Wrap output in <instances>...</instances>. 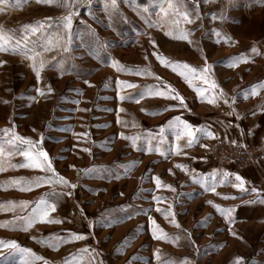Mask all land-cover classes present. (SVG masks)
Here are the masks:
<instances>
[{"label":"rangeland","instance_id":"obj_1","mask_svg":"<svg viewBox=\"0 0 264 264\" xmlns=\"http://www.w3.org/2000/svg\"><path fill=\"white\" fill-rule=\"evenodd\" d=\"M188 8L196 11L191 23L181 20L179 27L189 32V39L181 40L166 35V25L148 26L146 19H159L152 0H116L115 8L110 0H86L72 9L44 0H0V28L14 29L12 34L20 39L23 25L45 21L29 42L43 44L51 38L54 45L47 52L36 48L49 62L39 80L31 60L0 51V202H31L23 209L4 203L0 221L29 214L45 193H63L48 196L56 205L49 215L60 223L37 220L26 231L0 227V240H15L43 257H31L30 264H161L169 258L176 264L185 259L188 264H236L237 257L242 258L239 264H264V202L251 191L259 189L264 198V0H197ZM69 11L76 15L65 52L55 44L58 36L67 37L56 21ZM157 54L198 69L207 62L219 85L214 92L219 95L223 89L224 98L215 104L202 99ZM241 54L249 58L230 66V58ZM114 60L131 71L118 70ZM61 61L62 74L55 66ZM137 67H148L155 75H137ZM192 83L209 87L199 79ZM167 84L184 97L187 107L165 97L140 98L145 86ZM176 116L214 137L200 136L191 147L182 138L180 153L172 152L177 141L168 121ZM16 135L47 151L55 170L70 184H41L28 191L14 186L13 178L51 175L12 166L23 163L22 153L29 149L19 141L8 142ZM134 136L140 137L136 147L125 138ZM150 138L153 149L159 145L167 154L147 151ZM225 172L231 177L221 184ZM236 175L244 179L247 192L232 186ZM155 176L163 181L160 187ZM213 177L215 192L201 182L211 187ZM215 205L232 208L231 220ZM172 214L179 228L171 223ZM157 225L180 239H161L158 230L154 237ZM72 232L86 238L70 239ZM84 248L89 251L81 253ZM24 259L29 258L0 247V264H24Z\"/></svg>","mask_w":264,"mask_h":264},{"label":"snow or ice","instance_id":"obj_2","mask_svg":"<svg viewBox=\"0 0 264 264\" xmlns=\"http://www.w3.org/2000/svg\"><path fill=\"white\" fill-rule=\"evenodd\" d=\"M45 3H56L62 7L72 9L75 5L82 4L86 2V0H44ZM153 3L158 4L159 7V19L156 21L148 20L146 19V23L149 27H161L162 25H166L168 27V31L166 32V35H169L175 39H181V40H188L189 39V32L185 29H182L179 27L181 20L191 23L192 21L189 19L191 12L196 11L195 9L190 10L188 8V3L196 4L197 0H152ZM112 8L116 7V0H110ZM106 10L108 7V4L106 3ZM145 12L148 11L147 8L144 9ZM76 15L74 11H69L68 15L62 16L59 18L56 23L58 25H63L64 31L67 33V37L65 36H58V39L56 40L55 44L60 45L63 47V50L65 52L70 50V44H71V30H72V22L73 17ZM198 15V12H197ZM215 18V17H214ZM49 21H51V18H48ZM45 21H36L34 24L29 25H23L22 27L25 29V34L22 36V38L17 39L15 35L12 33L15 32L14 29L11 30H5L3 28H0V51L3 52H12V53H19L20 55L28 58L32 61L31 67L33 71L35 72L37 80L41 78V71L48 65V61L45 60L41 54V52L36 51V48H42L44 52H47L50 50V47L54 46L53 41L51 38H49L45 43L38 44L36 41L29 42V35L39 32L41 29L44 28ZM51 26V25H49ZM30 30V31H29ZM217 36L220 37L221 34L217 32ZM223 39L227 40L230 39V37H222ZM23 42V46H22ZM191 43V41H189ZM32 43L33 47H29L28 44ZM151 43L155 44V41H151ZM253 52H256L257 49L253 48ZM249 57L244 56L241 54L240 56H235L230 58V66H235L236 63L240 62L242 59L246 60ZM157 59L165 64L167 67H171L173 71H179L180 76L183 77L184 80H186L189 84V86L195 87V91L198 96H200L202 99H206L209 103L215 104L218 99H223V89L220 90V94L217 95L214 90L219 87V85L215 82L214 79L210 76V69L211 65H209L207 62L202 68H196L193 67L187 63H183L180 61H174L170 58L164 57L161 54H157ZM4 61H0V64H3ZM113 66L117 67L118 70L124 71L128 70L131 71V69H127L125 65L120 64L119 61H113ZM57 69L61 72V74L64 71L63 62H59L55 65ZM137 75H148V76H154L155 73H153L150 68L144 67L136 69ZM199 79L204 82V84L209 85L208 88H201L193 85V80ZM119 84L126 85L127 87H136L135 84H132L128 81H118ZM261 86L264 87V82H261ZM51 91L52 89L49 87L48 89ZM37 91H40V89H37ZM252 94H256V88L253 87ZM140 98L143 99L144 96H156V97H165L173 100H178L180 102L179 106L187 107V105L184 103V97L180 95V93L171 85L167 84L166 87H160L158 85H147L144 88V91L141 92ZM131 97H125L121 96L120 99H130ZM138 102V101H137ZM229 101L227 99H224V103L227 104ZM176 106V105H171ZM123 110V109H122ZM143 110V109H142ZM168 125L172 130V134L175 137V140L177 143L171 147V151L174 153L179 154L181 151V145L179 144V141H181L182 138H187L186 144L184 146L191 147L200 136L207 135L209 137H214V133L210 131H206L203 127L195 128L193 125H191L187 120H183L180 116H176L168 121ZM5 133L9 132L10 129H5ZM163 133V129L161 130ZM124 134L121 133V136ZM126 139H130L132 141V146L136 147V141L140 139L139 136L134 137H125ZM165 139L163 135H161V141ZM16 141H19L21 144H27L29 145V149L25 150L22 155L25 157V160L23 163L19 165H12L13 167H26V168H32V169H41L45 173H51V175H38L31 178L28 177H18L13 178L11 183L19 187L22 191H28L33 187H39L41 184H63V185H69L70 181H68L65 177L60 175L55 168L53 167V163L51 158L49 157L47 151L43 149H37L35 147V142H33L29 138L21 137L19 135L14 136L11 138L8 142L9 143H15ZM235 143V141H233ZM205 147H207L205 145ZM157 151L160 152L162 155H166L169 150L162 149L159 145L153 149L151 144V138L148 141V148L147 151ZM85 151H90L89 149H85ZM0 154H2V149H0ZM187 155V153H184ZM134 163V162H133ZM177 168H181L184 170L186 169L185 165L177 164ZM3 167L0 166V171H3ZM169 172H171V169H169ZM231 177L230 173H223L220 178V183H226L229 181ZM153 179L156 181V186L160 187L163 184V181H161L160 177L155 176ZM235 180L237 183L233 184L232 186L235 188L240 189L242 192H247L248 189L245 188V181L242 177L239 175L235 176ZM206 188H209L210 191L215 192V182L216 178L213 177V186L209 187L207 184V181H201ZM164 187L172 188V185L170 184H164ZM72 188H75V184H71ZM252 192L257 193V198L261 199L262 202H264V198L259 196L260 190L253 187L251 189ZM49 195H63V193L60 192H53V193H45L43 196L39 198L38 201H36L35 206L32 207L31 212L24 216H16L10 221H0V227H12V228H21L22 230H27L29 227L32 226L33 223H35L37 220H40L42 222H48V223H60L61 221L59 219H53L49 214L50 212H54L56 209V205L54 203H50L48 200ZM68 195H71L69 192ZM228 198V197H225ZM155 200H160V197H154ZM253 201H246V203H251ZM7 203L11 205L12 208H15L19 206L21 209L27 208L28 205L31 203L30 201H8V202H0V209H3V204ZM209 203H212L209 201ZM215 207L218 209V211L223 215L226 219L231 220V213L233 211L232 208H223L220 205H215ZM157 211L164 212L166 215L171 213V209H168L165 211L164 209H157ZM173 215V220L171 223L175 224L177 228L180 227V225L176 222ZM207 221V217L205 218V221ZM153 223L155 221L153 220ZM160 231L161 236L159 238L161 239H168L171 240L173 243H175L177 240L180 239L178 235H169L163 231V229H160L157 225L156 229L153 230V236H156V231ZM70 239L74 240H81L86 238L83 234L72 232L70 233ZM8 246L11 247L13 250L18 251L22 254V259L24 257H28L29 259H24V264H30V258L35 257L36 259H43V257H36L35 253L32 252L31 249L23 248L21 247L17 241L10 240V241H3L0 240V247ZM50 247L54 245H49ZM81 253H86L89 250L87 248L80 249ZM159 252L157 251L156 256L159 260ZM242 258L237 257L236 258V264H239V261ZM45 264H48L47 261H45ZM102 264V262H101ZM161 264H176L175 261L171 260V258L162 261ZM181 264H188V261L185 259L181 262Z\"/></svg>","mask_w":264,"mask_h":264}]
</instances>
